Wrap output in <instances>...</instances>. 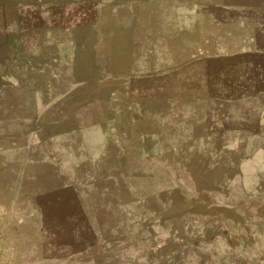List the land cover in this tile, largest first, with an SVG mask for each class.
<instances>
[{"label":"crops","instance_id":"crops-1","mask_svg":"<svg viewBox=\"0 0 264 264\" xmlns=\"http://www.w3.org/2000/svg\"><path fill=\"white\" fill-rule=\"evenodd\" d=\"M261 1L254 8L223 7L221 12L227 19L222 27L216 25L214 11L201 10V15L211 16V23L202 25L200 39L188 44L168 34V27L182 31V25L158 26L152 21L146 26H132L128 71L98 72L100 78H113L111 83L125 84L130 132L122 136L137 142V160L148 176L140 183L131 182V169L130 178L127 176L130 216L126 215L123 223L140 250L190 251V264H200L203 256L209 263L217 260L223 264H247L248 257L254 256L255 264H264V161L260 159L264 154V122L248 123L234 114L238 108L246 112L247 102L254 99L260 103V110L264 108ZM156 26L165 28L155 34ZM216 27L222 28L221 35L215 34ZM80 44L71 39L36 47L54 52L51 62L56 65L52 74L56 88L47 91L62 90L61 95L53 93L59 98L53 99L57 101L49 111H57L60 102L68 101L80 112L86 111L85 88L99 80L87 77L85 63L83 67L87 50H81ZM95 57L101 65L98 48ZM36 117L39 120L41 116ZM77 118L71 129L51 136L52 147L39 157L45 162L38 164L49 165L63 175L67 189L80 200L88 186L96 184H90L86 177L96 181L102 176L98 169L104 157L88 151L89 137L96 130L106 133L102 121L88 123L84 115ZM253 143L259 145L253 152L257 164L253 176L259 179L254 189L248 188V174L243 173L248 144ZM131 154L130 150V162ZM116 164L120 175V160ZM198 177L209 181L208 191L214 193L212 207L201 215L193 210L206 204L200 192L207 186L199 184ZM230 192L238 193V198ZM231 199L241 203L231 204ZM177 206L182 207V214H163Z\"/></svg>","mask_w":264,"mask_h":264},{"label":"rangeland","instance_id":"rangeland-1","mask_svg":"<svg viewBox=\"0 0 264 264\" xmlns=\"http://www.w3.org/2000/svg\"><path fill=\"white\" fill-rule=\"evenodd\" d=\"M259 2L0 0V264H190V251L140 250L123 223L126 215L130 216V208L126 207L130 203V191L126 188L130 169L133 183L148 176L142 162L137 160V142L123 140L126 137L122 133L130 132L125 84L111 83L113 78H100L98 72H117L122 67L119 62L129 59L130 40L134 38L132 26H146L152 21L158 26L182 25V31L168 27L171 30L168 34L188 44L200 39L202 25L211 23V16L201 15V10L214 11L218 25L227 19L221 12L223 7L254 8ZM261 2L264 4V0ZM252 19L258 21L259 17ZM158 26L155 34L165 28ZM229 29L238 33L236 27ZM215 34L221 35L222 28L216 27ZM71 39L81 42V50L86 47L83 67L85 63L89 79L99 81L88 83L85 88L86 111L80 112L69 101L60 102L57 111H49L48 107L57 101L53 99L59 98L53 97V93L61 95L62 90L47 91L55 87L52 74L56 65L51 62L54 52L39 51L36 47ZM95 48L102 55L101 65L96 61ZM246 105V112L238 108L235 116H242L248 123L264 122V108L259 109L256 99ZM83 115L88 123L102 121L106 134L96 130L89 137L88 151L104 157L98 169L102 176L96 181L94 177H86L90 184H96L88 186L79 200L67 189L63 175L38 162H45L39 157H44L52 147L51 136L71 129L78 122L77 116ZM36 116L41 117L37 120ZM258 146L248 144V161L243 169L248 174L247 186L252 189L259 182L253 176L257 165L253 152ZM263 148L264 143L262 152ZM260 159L264 161V154ZM119 160L120 175L116 164ZM198 183L206 187L209 181L203 177ZM209 188L200 192L206 204L193 210L200 215L207 214L212 207L214 193ZM230 195L239 196L233 192ZM261 198L264 201V191ZM239 200L230 202L237 205L241 203ZM166 210L164 215L183 212L180 206ZM254 260L250 256L246 263L255 264ZM199 262L223 264L217 260L209 263L205 256Z\"/></svg>","mask_w":264,"mask_h":264},{"label":"trees","instance_id":"trees-1","mask_svg":"<svg viewBox=\"0 0 264 264\" xmlns=\"http://www.w3.org/2000/svg\"><path fill=\"white\" fill-rule=\"evenodd\" d=\"M122 65V67H119L121 68L120 70L118 69L117 72L114 71L113 73L114 74H122V73H126L128 71V68H129V61L126 59L125 61H121L119 62V66ZM125 66V67H124ZM126 68V69H125ZM104 88V87H103ZM112 90H110L108 93H110ZM95 95V94H94Z\"/></svg>","mask_w":264,"mask_h":264}]
</instances>
